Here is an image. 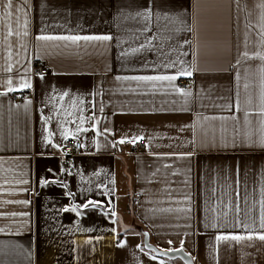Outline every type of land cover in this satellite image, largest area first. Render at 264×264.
Masks as SVG:
<instances>
[{
    "label": "crops",
    "instance_id": "crops-1",
    "mask_svg": "<svg viewBox=\"0 0 264 264\" xmlns=\"http://www.w3.org/2000/svg\"><path fill=\"white\" fill-rule=\"evenodd\" d=\"M261 2L0 0V264H186L145 250L137 225L193 264H264V241L216 239L264 232V150L246 143L264 135V61L243 56L264 53ZM160 75L178 78L131 79ZM136 137L131 155L120 140Z\"/></svg>",
    "mask_w": 264,
    "mask_h": 264
},
{
    "label": "snow or ice",
    "instance_id": "snow-or-ice-1",
    "mask_svg": "<svg viewBox=\"0 0 264 264\" xmlns=\"http://www.w3.org/2000/svg\"><path fill=\"white\" fill-rule=\"evenodd\" d=\"M8 6L11 7V0H8ZM259 7L261 9H264V0H262V2L260 3ZM137 16H143V18L145 20H148L149 17L151 16V10L150 9H146L144 12H137L136 13ZM261 21L264 22V13H262L261 15ZM261 28V36H262V43H264V23H262L260 25ZM37 39L39 40H53V39H57V40H72V41H78V40H85V41H107V40H111L112 37L110 35H95V36H58V37H54V36H47V35H41L38 36ZM143 47V45L141 46ZM133 51H137V49H134ZM243 56L245 58H255V57H259L262 61H264V53L261 52H256L254 53V56L250 57L248 52H244ZM182 63V62H181ZM239 63V61H238ZM167 67H173V64H169L166 65ZM179 76H191L192 72L191 71H187V70H182L179 72L178 74ZM178 77L177 75H160V76H144V77H131V79H138V80H161V81H174L176 80ZM119 79V77H118ZM9 84H11V81H9ZM22 87L25 88H31L32 85L30 83H28L27 81H22L21 82ZM245 87H247V85H245ZM14 89L9 88V91H13ZM179 91L181 93H183L184 95H190V93H186L184 91V89H179ZM65 95H67V93H65ZM260 113L261 115H264V106H262L260 108ZM79 131V129L77 130ZM52 133L49 134V136H51ZM65 136H67V133H64ZM137 139H143V137H136L133 138V143H135V141ZM120 143H125L124 139L120 140ZM246 143L249 145V147H258L260 150H264V135L261 136V138L256 141V140H252L251 139V135H249V139L246 141ZM57 147H59V145H56ZM235 147V145H233ZM187 156H192L193 153L189 152L186 154ZM26 183V181H23ZM55 182V181H53ZM45 184L49 183V181L45 180L44 181ZM262 198L260 200V223H259V228L261 230H264V188H262ZM20 203H29L28 201H20ZM94 202L89 201L88 204L83 205V207L87 208L89 206V204H93ZM77 209L75 207H73L71 209V211H76ZM241 209L239 208V206H236V211H240ZM64 211H69V209H64ZM12 215H16L15 213H13ZM21 215H27V213H22ZM211 227L216 228V227H222V225H217L216 223H213L211 225ZM233 227H243L244 229H249V233L247 235H240V234H221L218 235L216 237V239L218 241H236V242H241V241H251L253 239H259L260 241H264V232H261L257 235H253L252 233V229L253 226L249 225V224H239V225H233ZM113 231H115V229H113ZM172 241H169V244H171ZM123 246V245H121ZM153 260L156 259L155 256L152 257Z\"/></svg>",
    "mask_w": 264,
    "mask_h": 264
},
{
    "label": "built area",
    "instance_id": "built-area-1",
    "mask_svg": "<svg viewBox=\"0 0 264 264\" xmlns=\"http://www.w3.org/2000/svg\"><path fill=\"white\" fill-rule=\"evenodd\" d=\"M48 72V69L46 67H42L38 70H35L36 74H45ZM190 84V81L187 79H183L181 81V87L186 88ZM26 97L25 94H15L14 98L15 100H23ZM144 142L138 143V148L142 146ZM82 149V144L80 142V139L78 137H70L66 139L63 143V156L66 160L67 169L70 173L75 172V166H74V157L75 155Z\"/></svg>",
    "mask_w": 264,
    "mask_h": 264
},
{
    "label": "water",
    "instance_id": "water-1",
    "mask_svg": "<svg viewBox=\"0 0 264 264\" xmlns=\"http://www.w3.org/2000/svg\"><path fill=\"white\" fill-rule=\"evenodd\" d=\"M137 229L143 234L145 247L153 251L157 256L168 259H182L186 264H193L192 256L189 253H187L185 250L181 248L161 249L155 246L150 241V235L146 229H144L140 225H137Z\"/></svg>",
    "mask_w": 264,
    "mask_h": 264
},
{
    "label": "bare ground",
    "instance_id": "bare-ground-1",
    "mask_svg": "<svg viewBox=\"0 0 264 264\" xmlns=\"http://www.w3.org/2000/svg\"><path fill=\"white\" fill-rule=\"evenodd\" d=\"M183 79H186V78H182L181 80H180V82H179V86H180V88H182L181 87V81L183 80ZM187 80H189V79H187ZM190 81V80H189ZM191 86V81H190V84L186 87V88H182V89H187V88H189ZM70 137H78V136H68V137H66V138H64L61 142V146H62V149H63V143H64V141L66 140V139H68V138H70ZM79 138V137H78ZM80 139V142H81V144H82V149L75 155V157H74V166H75V158L77 157V156H79L82 152H83V142H82V139L81 138H79ZM133 140H126L125 141V145L126 146H128V147H131V151H130V154L131 155H133V154H137V153H139V152H141V151H143L144 149H145V146H146V144H145V140L144 139H138V140H136L135 141V143H133L132 142ZM140 142H144V144L142 145V146H140V148H138V143H140ZM62 153H63V151H62ZM61 156L63 157V159L65 160V158H64V156H63V154H61ZM65 163H66V160H65ZM66 167H67V165H66ZM75 168H76V166H75ZM68 170V169H67ZM69 172V171H68ZM70 173V172H69ZM193 262V261H192Z\"/></svg>",
    "mask_w": 264,
    "mask_h": 264
},
{
    "label": "rangeland",
    "instance_id": "rangeland-1",
    "mask_svg": "<svg viewBox=\"0 0 264 264\" xmlns=\"http://www.w3.org/2000/svg\"><path fill=\"white\" fill-rule=\"evenodd\" d=\"M42 67H46L47 68V66H46V63H44V62H42L41 64H35V67H34V70H38V69H40V68H42ZM48 69V68H47ZM36 74V73H35ZM17 94H25V95H27L26 93H24V92H20V93H17ZM14 96H15V94L13 95V98H14ZM14 100H15V98H14ZM16 101H18V100H16ZM21 101V100H20ZM143 245H144V237H143ZM144 247H145V245H144ZM143 247V248H144ZM145 250L147 249L146 247L144 248ZM149 249H147V251H148ZM149 252H152L153 254H155L153 251H149ZM176 260V259H175Z\"/></svg>",
    "mask_w": 264,
    "mask_h": 264
}]
</instances>
